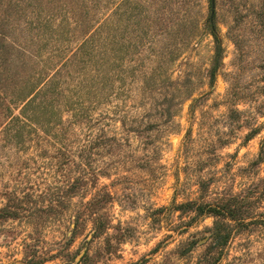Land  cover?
Instances as JSON below:
<instances>
[{
    "label": "rangeland",
    "instance_id": "obj_1",
    "mask_svg": "<svg viewBox=\"0 0 264 264\" xmlns=\"http://www.w3.org/2000/svg\"><path fill=\"white\" fill-rule=\"evenodd\" d=\"M83 1L104 25L88 134L145 131L69 191L54 147L0 132V264H264V0Z\"/></svg>",
    "mask_w": 264,
    "mask_h": 264
},
{
    "label": "trees",
    "instance_id": "obj_2",
    "mask_svg": "<svg viewBox=\"0 0 264 264\" xmlns=\"http://www.w3.org/2000/svg\"><path fill=\"white\" fill-rule=\"evenodd\" d=\"M99 1L91 0L95 8ZM88 17L83 0H0V119L4 121L0 132L4 143L54 147L53 158L61 171L74 172L65 191L79 188L90 170L96 173L91 162L98 155L96 150L104 149L111 158L120 157L130 132L145 131L140 126L131 129L125 115H120L125 135L88 134L96 126L86 97L89 92L96 94L104 79V25H93L95 20ZM77 32L84 38L71 47L67 42ZM49 45L46 57L43 52ZM65 112L69 113L67 118ZM77 159L75 169L65 168ZM60 195L62 199L63 190ZM208 206L206 212L226 215L225 210ZM5 207L12 212L11 201Z\"/></svg>",
    "mask_w": 264,
    "mask_h": 264
},
{
    "label": "water",
    "instance_id": "obj_3",
    "mask_svg": "<svg viewBox=\"0 0 264 264\" xmlns=\"http://www.w3.org/2000/svg\"><path fill=\"white\" fill-rule=\"evenodd\" d=\"M216 13V0H211V18L214 17Z\"/></svg>",
    "mask_w": 264,
    "mask_h": 264
}]
</instances>
